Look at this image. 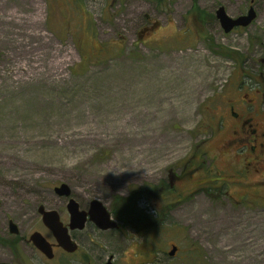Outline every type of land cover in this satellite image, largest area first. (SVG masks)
Instances as JSON below:
<instances>
[{
  "label": "rangeland",
  "instance_id": "1",
  "mask_svg": "<svg viewBox=\"0 0 264 264\" xmlns=\"http://www.w3.org/2000/svg\"><path fill=\"white\" fill-rule=\"evenodd\" d=\"M253 1L255 20L225 33L216 7L235 16L251 1L39 0L51 44L23 57L37 39L0 20V261L78 264L23 244L35 230L52 240L37 208L65 210L54 191L63 182L82 204L138 201L145 221L124 216L120 231L93 237L116 264H264V185L252 175L242 195L216 159L214 125L226 89L264 73V0ZM147 22L159 26L138 39Z\"/></svg>",
  "mask_w": 264,
  "mask_h": 264
},
{
  "label": "flooded vegetation",
  "instance_id": "2",
  "mask_svg": "<svg viewBox=\"0 0 264 264\" xmlns=\"http://www.w3.org/2000/svg\"><path fill=\"white\" fill-rule=\"evenodd\" d=\"M249 1L251 2L248 5L247 9L250 6H253L254 8V1ZM218 7L219 6H217L216 9ZM247 9L235 16L245 14ZM214 20H217L215 15ZM158 26L159 24L157 22H147L145 25H142L138 31V39L144 40L146 36H150L154 31H156ZM240 28L242 27H235L234 29ZM262 60H264V58ZM258 75L260 76V79H257L258 81L256 85L245 87L243 85V82L238 80L235 84H232L235 89L230 90L231 86L226 89L225 100L222 102L223 105L221 107L218 106L220 112L218 113V117L215 119L214 123V125H217L215 130L217 133L216 148H218L219 150V154L216 159L222 157L225 160V167L233 171V173H231L232 175H234V179L232 181H239L241 185L244 186V192L242 195H250V191L248 190V186L250 185L248 183L251 182H249L248 177L250 178L252 177V175H256V181L252 180V182H254L256 185H264V93H262V89L264 88L263 71H260ZM236 177H238L240 180H237ZM174 178V176H171L169 178L168 186L173 185ZM169 192L170 189H167V191L165 192H163V190H156V192L152 191L151 194L153 195V193H156V195L152 198L158 199L161 197L163 199L164 197H172L171 195H169ZM66 198L68 202V197ZM152 198L148 197L147 202H150V199ZM75 200L78 203V209L87 212L84 220L85 222L82 227H69V212L66 209L67 202L65 204L66 211L56 210L53 208H44L46 210L57 211L60 222H62L63 225L67 226V232L69 233L70 239L76 245V249L73 252L63 250L57 244L53 233H51V231L45 226L43 222L42 223L48 230V233H50L52 236L51 240L42 233L48 244H50L52 257L46 256L37 248L36 245L33 244L32 241H30L31 235L27 239L28 242L23 240V244L32 249V251L36 248L39 256L45 258L47 262H53L54 259H56L57 254L59 253L63 256L64 259H66V257L74 259V261L78 264H106L108 261H111L112 264H116L114 256L112 254L106 257H100L96 253L93 237L98 239L100 235L109 232L110 230L120 231L123 227V221L117 219L112 211V208L108 207L107 210L109 211L110 217L116 221L117 227L101 229L97 227L95 222L89 218L88 212L90 210V203L93 199L86 201L85 204L80 203L77 199ZM149 202L147 204H149ZM236 202L239 201L236 200ZM157 203L154 200L152 201L151 205L153 206V208H159ZM171 203L173 202L167 201L168 206ZM155 211L157 212V210ZM64 217L67 218L66 221ZM173 246L176 245L173 244L167 253L171 257H175L177 255V252L179 251L178 246H176L175 253L173 255H170L169 252L171 251Z\"/></svg>",
  "mask_w": 264,
  "mask_h": 264
},
{
  "label": "water",
  "instance_id": "3",
  "mask_svg": "<svg viewBox=\"0 0 264 264\" xmlns=\"http://www.w3.org/2000/svg\"><path fill=\"white\" fill-rule=\"evenodd\" d=\"M216 19L219 22L222 30L225 33L231 32L235 27L245 28L250 25L253 20L256 18V12L253 6H250L245 14L239 16H230L224 6H219L214 12ZM54 191L59 196L68 197V202L66 205V209L69 212V227L75 228L82 227L84 224V220L87 212L81 211L78 209V203L75 199L71 198V189L62 182L59 186L54 187ZM89 218L93 220L97 227L101 229H109V227L114 228L117 227V223L114 219L110 217L109 211L104 206V204L99 199H93L90 203L89 208ZM37 211L41 215V222L45 224V226L53 233L57 244L68 252H73L76 249L75 243L70 239L69 233L67 232V226L63 225L59 220V216L57 211L55 210H46L43 205L37 208ZM9 232L13 234L18 233V227L16 224L9 219ZM30 241L33 242L37 248L44 253L46 256L52 257V252L50 248V244L46 241L45 237L40 234L38 231H34L31 233ZM176 246H173L170 255L175 253ZM0 264H8L7 262L0 261ZM106 264H112L111 261H108Z\"/></svg>",
  "mask_w": 264,
  "mask_h": 264
},
{
  "label": "bare ground",
  "instance_id": "4",
  "mask_svg": "<svg viewBox=\"0 0 264 264\" xmlns=\"http://www.w3.org/2000/svg\"><path fill=\"white\" fill-rule=\"evenodd\" d=\"M18 3L26 4L31 8V11L24 15L14 7L15 4H11L9 6L6 1L0 0V20L8 23L9 25H17L20 29L25 30L26 34L28 32L27 36L30 35L31 38L34 37L37 39L34 45L25 46L23 49L18 51L17 56L23 57L31 54L34 50L48 47L51 43L45 38L44 34L41 33L39 0H18ZM56 63L57 60L50 61L48 66L55 68Z\"/></svg>",
  "mask_w": 264,
  "mask_h": 264
},
{
  "label": "trees",
  "instance_id": "5",
  "mask_svg": "<svg viewBox=\"0 0 264 264\" xmlns=\"http://www.w3.org/2000/svg\"><path fill=\"white\" fill-rule=\"evenodd\" d=\"M197 7V6H196ZM195 7V9L197 10V8ZM99 52H104L103 54H104V56H108V54H107V52H108V50H106L105 48H102ZM236 52V51H235ZM234 52V53H235ZM230 57H231V55L230 54H228ZM185 173H186V171H185V169H184V175H185ZM132 200L133 199H128V198H123V197H119L118 199H116L114 202H115V206H116V208H112V211H113V213H114V215L116 216V218L117 219H119V220H122V221H124L123 219H122V217L124 218V216H127V217H129V218H132L131 216H134L135 215V217L137 218V219H139V220H141L140 222H142V220L143 221H145L144 219H145V215L144 214H142V215H140V213H142L143 212V209L142 208H140V207H138V201L136 202H133V203H131L132 202ZM131 201V202H130ZM122 203H125V204H122ZM132 204V205H131ZM136 206V207H135ZM138 207V208H137ZM141 210V211H140ZM144 213V212H143ZM126 221H127V219H126ZM151 226V225H150ZM154 227V226H153Z\"/></svg>",
  "mask_w": 264,
  "mask_h": 264
},
{
  "label": "clouds",
  "instance_id": "6",
  "mask_svg": "<svg viewBox=\"0 0 264 264\" xmlns=\"http://www.w3.org/2000/svg\"><path fill=\"white\" fill-rule=\"evenodd\" d=\"M114 174L119 175V174H121V173L114 172Z\"/></svg>",
  "mask_w": 264,
  "mask_h": 264
}]
</instances>
